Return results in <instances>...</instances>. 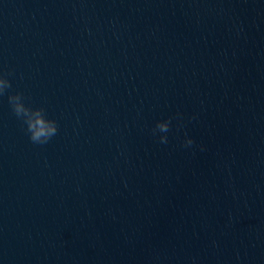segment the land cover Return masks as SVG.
<instances>
[{"label":"water","instance_id":"1","mask_svg":"<svg viewBox=\"0 0 264 264\" xmlns=\"http://www.w3.org/2000/svg\"><path fill=\"white\" fill-rule=\"evenodd\" d=\"M0 73V264H264V0H0Z\"/></svg>","mask_w":264,"mask_h":264},{"label":"clouds","instance_id":"2","mask_svg":"<svg viewBox=\"0 0 264 264\" xmlns=\"http://www.w3.org/2000/svg\"><path fill=\"white\" fill-rule=\"evenodd\" d=\"M7 75H13V73H0V96H4L7 90L12 87L11 81L6 78ZM24 100L25 97L23 93H17L8 97L13 114L23 123V125L26 126L25 131L33 144H48L59 132L58 122L48 117L45 108L30 107L25 104ZM171 122L172 118L158 122L156 127L152 130L153 135H156L157 133H168L171 130ZM159 142L167 144L168 136L161 135L159 137ZM194 143V140L187 138L184 141L183 146L190 148Z\"/></svg>","mask_w":264,"mask_h":264}]
</instances>
